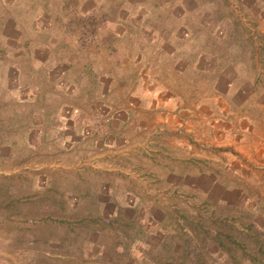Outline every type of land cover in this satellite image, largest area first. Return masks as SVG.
I'll return each mask as SVG.
<instances>
[{"label": "rangeland", "instance_id": "obj_1", "mask_svg": "<svg viewBox=\"0 0 264 264\" xmlns=\"http://www.w3.org/2000/svg\"><path fill=\"white\" fill-rule=\"evenodd\" d=\"M243 1L249 7L250 0H0V264H264V247L258 249L264 242V172L253 167L246 157L233 150L208 149L210 160L206 161L213 164L208 166L213 183L210 195L183 199L172 194L178 188H172L173 181L170 188L165 185L166 178L155 176L153 168L146 169L148 175L138 169L148 160H163L159 151H151L141 159L137 151L128 160L119 156L114 171L115 196L117 189L129 188L123 208L133 206L143 214L141 217L149 213L148 225L157 223L161 228L155 236L154 249L136 246L137 254L132 257V251H124L123 246L131 237H142L141 229L149 228L142 226L145 223H140L141 217L131 219L125 210L123 217L97 219L90 212L93 205L89 197L80 199L74 194L82 187L90 189L88 180L77 181L80 176L88 179L90 171L73 169L89 154L14 149L10 143L15 132L11 134L8 121L10 113H25L26 109L25 88H19L15 95L16 77L19 86L32 83L33 79L37 80L36 86L46 84L42 74L26 73L25 57L20 60L24 65L18 73L10 67L12 59L8 54L13 47H39L46 33L67 32L68 36L81 35L84 44H89L88 39H97L99 54L109 44V37H100L109 33L110 27L101 25L108 20L115 21L114 34L140 36L137 44L144 48V62L158 63L151 54L154 46L146 40L155 34L185 35L184 47L188 48L210 43L230 56L223 60L226 63H233L235 53L240 51L243 63L236 79L244 87L251 83L257 89V82H264V33L255 30L258 21L254 10L239 7ZM202 2L209 5L203 9ZM160 59L161 64L152 66L151 72L159 66L170 72L169 59ZM181 65L176 67L181 69ZM214 65L210 64L212 68ZM161 72L156 73L168 79L167 72ZM207 74L190 75L189 70H182L177 82L189 85L190 81L195 85L194 94L205 98L210 92L205 89L207 81L211 83L214 77L209 71V79L204 81ZM228 74L233 76L226 73L225 77L229 78ZM32 106L33 103L29 108ZM152 134L150 138L159 136ZM150 145L158 148L153 142ZM127 163L129 174L122 177ZM236 163L244 167L240 177ZM65 189L69 194H61ZM178 192L184 193L181 189ZM155 197L164 201L157 202ZM182 227L190 229L189 236H183ZM242 227H249V232H240ZM136 233L138 237L133 236ZM255 234L258 242L253 239ZM187 238L188 246L183 242Z\"/></svg>", "mask_w": 264, "mask_h": 264}, {"label": "crops", "instance_id": "obj_2", "mask_svg": "<svg viewBox=\"0 0 264 264\" xmlns=\"http://www.w3.org/2000/svg\"><path fill=\"white\" fill-rule=\"evenodd\" d=\"M246 2H241L239 7L254 10V18L258 21L255 30L261 29L260 32L264 33V0H250L249 7ZM201 5L205 9L209 4L202 2ZM114 22L108 20L101 24L110 27L108 34L100 36L109 37V44L103 46L99 54L97 39H88L89 44H84L81 35L68 36L67 32L46 33L39 47L20 50L22 45L13 47L8 54L12 59L10 67L18 73L24 65L20 60L26 58V73L42 74L46 84L36 86L37 80L33 79L36 83L19 86L16 77L15 95L19 88H25L26 109L25 113H10L11 134L15 132L10 146L14 149H58V152L73 150V155L89 154L87 161L80 159L73 169L90 171L88 179H82V176L80 180L76 179L81 183L88 180L90 189L82 187L74 190V194L80 199L89 197L93 205L90 212L97 219L123 217L125 210L129 211L131 219L143 216L133 206L123 208L124 196L130 194L129 188L117 189L118 196L113 188L115 162L119 156L130 159L134 151L140 159L151 151H159L163 160H148L139 164L138 169L145 170L148 175L146 169L153 168L155 176L166 178L165 185L170 188L173 181L172 188H178L172 194L183 199L197 195L209 197L213 183L208 166L213 164L206 161L210 160L208 149L233 150L263 173L264 82H257L260 87L255 89L251 83H245L244 87L243 82L236 79V73H241L240 63H243L241 52L235 53L233 63H226L223 60L230 56L210 43H198L196 47L188 48L184 47L185 35L155 34L148 35L146 40L154 46L151 54L158 63L144 62L141 59L144 48L137 44L141 42L140 36L123 32L114 34L117 27ZM162 57L169 59L170 72L163 71L162 66L151 72L152 66L161 64ZM211 63H215L213 68ZM180 64L181 69L176 67ZM161 70L167 72L168 79L156 73ZM182 70H189L190 75L209 74V71L214 74L211 83L207 81L209 75L205 77L208 84L205 89L210 91L205 98L194 94L195 85L190 81L189 85L177 82V74ZM226 73L233 76L228 74L227 78ZM166 104L168 108L160 107ZM152 131L159 136L150 138ZM150 142L158 148L151 146ZM236 165L237 177H240L244 167L243 164ZM129 168L127 163L122 177L129 174ZM178 189L184 193L180 194ZM64 191L69 194L66 189L61 194ZM155 200L164 201L159 197ZM145 213L139 221L149 228L143 231L141 227L143 236L131 237L123 246L124 251H132V257L137 254L134 253L136 246L142 249L146 245L150 251L154 249L155 236L161 233L157 223L148 225L147 217L150 216ZM136 235L133 234L138 237V233Z\"/></svg>", "mask_w": 264, "mask_h": 264}, {"label": "trees", "instance_id": "obj_3", "mask_svg": "<svg viewBox=\"0 0 264 264\" xmlns=\"http://www.w3.org/2000/svg\"><path fill=\"white\" fill-rule=\"evenodd\" d=\"M184 229H185V227H184ZM182 230H183V227H182ZM189 230H190V229H189ZM189 230H183V233H184L183 236H186V237L189 236V235H188V234L190 233ZM242 230H243V231L246 230L247 232H249L248 230H250V229H249V227H242V229H241L240 232H242ZM250 233H251V232H250ZM251 234H252V233H251ZM253 235H254V234H253ZM253 239H255L256 242H258V240H259V239H258V236H257L256 234H255V236L253 237ZM189 241H190V240H189L188 238L183 240V242H184L187 246H188V244H189ZM259 245H260V246L258 247V249H260L261 247H264V242H260ZM186 248H187V247H186ZM250 259H252V257H251V258L249 257L248 260H250Z\"/></svg>", "mask_w": 264, "mask_h": 264}]
</instances>
